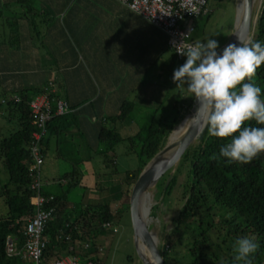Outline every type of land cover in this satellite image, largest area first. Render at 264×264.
<instances>
[{
	"label": "trees",
	"instance_id": "obj_1",
	"mask_svg": "<svg viewBox=\"0 0 264 264\" xmlns=\"http://www.w3.org/2000/svg\"><path fill=\"white\" fill-rule=\"evenodd\" d=\"M250 38L264 43V2L256 13ZM184 59L177 60L184 63ZM252 82L261 88V99H264V64L257 69ZM49 86L48 82L43 87L20 88L9 93L0 91V105L6 109L5 118L14 119L15 123L14 128L0 133V264L23 263L18 253L24 242L22 225L34 211L32 191L28 186V147L35 127L31 123L28 101L41 92L57 98ZM13 96L18 100H13ZM191 102L192 97L185 104L186 110ZM131 107L130 100L122 99L117 113L100 123L97 137L101 141L99 154L102 157L93 164L91 173L95 179L91 186L84 184L86 172L77 163H72L68 171L51 178V182L57 183L54 191L41 188L43 195H52L45 204V207L52 208V212L41 234L45 244L42 249L44 263L56 258L60 251L95 264L100 260L101 257L95 255L98 252L95 238L109 233L108 228L116 223L121 210L128 209V194L138 173L165 144L167 136L181 119L178 114L177 117L160 116L156 123L150 121L123 137L114 124L122 121ZM68 114L69 109L47 120L45 134L40 140L42 160L47 136L54 130L59 131V124L62 125ZM244 126L264 127L255 120L245 122ZM229 139L212 137L205 128L201 138L191 141L169 169L172 173L167 183L165 179L169 170L155 182L157 196L162 200L177 183L181 169L184 171V179L179 183L181 204L173 226L163 239L166 247L163 242L156 245L163 264H243V261L234 260L233 246L237 239L245 236L254 238L259 244L257 251L249 257L252 264H264V152L249 163H229L224 157L219 161L210 159L213 154H219L220 147ZM123 141L127 142V152L138 160L135 169L119 171L115 167L112 148ZM74 188L80 189L79 198L70 201L69 193ZM89 190L94 191L93 197L88 196ZM114 203L120 208L112 209ZM104 223L109 226L104 227ZM7 236L12 238L13 253L10 255L4 250ZM177 243L182 244L181 249L175 248Z\"/></svg>",
	"mask_w": 264,
	"mask_h": 264
},
{
	"label": "crops",
	"instance_id": "obj_2",
	"mask_svg": "<svg viewBox=\"0 0 264 264\" xmlns=\"http://www.w3.org/2000/svg\"><path fill=\"white\" fill-rule=\"evenodd\" d=\"M166 40L163 31L116 0H0V91L50 83V92L66 102L69 114L59 131L47 136L45 155L50 150L60 158L66 146L73 149V163L86 172L84 184L91 186L97 160L90 154L96 152L103 119L117 113L122 99L132 107L117 123L136 121L133 110L140 105H152L155 115L167 95L157 85L160 77L170 75L174 60ZM51 58L60 59L58 76ZM135 131L136 126L129 130ZM94 195L88 191L89 197ZM63 252L57 257L67 256Z\"/></svg>",
	"mask_w": 264,
	"mask_h": 264
},
{
	"label": "rangeland",
	"instance_id": "obj_3",
	"mask_svg": "<svg viewBox=\"0 0 264 264\" xmlns=\"http://www.w3.org/2000/svg\"><path fill=\"white\" fill-rule=\"evenodd\" d=\"M261 3L262 0H253L251 12L252 28L250 29V32L253 30L256 13ZM205 10L206 13H200L198 15L190 17L192 31L190 32L189 36L192 40L200 41L202 43H206L208 39L216 40L218 42V48L216 49L217 51L226 42L233 30L236 15V1L207 0L205 3ZM51 18L52 19L50 20V22L52 24V27H54V16H51ZM36 30L40 31V33L42 31L40 27H35L34 31ZM52 31L54 30L52 29ZM56 45L58 47L59 43H57ZM184 58L185 59L183 62L186 61V57ZM50 61L51 62L49 63H52L53 73L58 76L60 59L51 58ZM172 62L173 63L170 75L166 74L165 78L160 77V81L162 79L163 81L157 82L158 87H164V89H162L161 95L164 96L166 90H168V93L162 100V103L160 104V107L157 110L156 114H152L154 113V107H152V105H150L148 108L142 107L141 105L137 106L133 110V114L137 115L136 117H134L136 121L129 123L127 120H125L122 123L116 122L114 124L115 129H118L123 136L127 134L130 135V128H133L135 126L137 129L138 127H143L147 125L150 121L156 123L162 113L166 114L168 112H171V114L173 116L175 115L176 117L178 115H181V119L188 113V109L186 110L185 104L188 102L189 98H193V95L187 89V81L183 85L173 81L172 79L174 70L181 66L183 63H180L179 60L175 58ZM153 81L155 83V81L157 80L154 79ZM34 87L37 88V86ZM87 99L88 98H84L83 101ZM172 103L175 104V107L172 106ZM142 113H147V115H142ZM5 117L6 109L5 106L1 104L0 133H5L7 129L9 130L15 127L14 119L6 120ZM121 126L124 127L121 128ZM170 134L167 136L166 142ZM83 138L84 137L82 136L81 141L83 140ZM126 143V141H123L121 143L116 144L112 148V151H114L115 167L119 171L125 169H135L138 165L137 158L132 153L127 152L125 146ZM96 144V152L90 154L91 160L93 159V161L94 159L99 161V159H101L102 157L99 154V151L101 150V141L97 140ZM79 151H83V149ZM63 152L66 153L62 154L60 158H55L52 152H50V150H48V152L44 156L43 163L41 164L39 171L40 179L41 181H44L41 184V188L43 190L51 192L54 191L57 187V184H55V182H49L50 178L58 174L60 175L62 172L68 171L71 168L74 160L77 159V154L74 152L73 149L69 148L68 146L65 147ZM183 179L184 171L183 169H181L177 177V183L172 188L170 194H168L162 200L157 196L158 189L155 187V183L151 185L145 192L144 204L146 208L149 207L146 217V224L149 231L155 238L156 245H160L162 244V242L164 243V236L166 235L167 231L173 226V219L176 216L178 208L181 204L179 183L182 182ZM79 190V188H74L70 191V201H75L79 198ZM113 208L118 209L120 208V205L118 203H114L112 209ZM113 228L114 231L112 230ZM108 231H110L109 234H105L104 236L99 235L97 237V244H99V246L103 248L102 251H98L101 257V260H99V264H141L137 256L132 238L128 209L125 208L121 210L116 223L111 225L108 228ZM164 247H166L165 243ZM175 248L181 249L182 244H175Z\"/></svg>",
	"mask_w": 264,
	"mask_h": 264
},
{
	"label": "clouds",
	"instance_id": "obj_4",
	"mask_svg": "<svg viewBox=\"0 0 264 264\" xmlns=\"http://www.w3.org/2000/svg\"><path fill=\"white\" fill-rule=\"evenodd\" d=\"M188 11L195 14L198 8L192 6ZM238 39L239 46L230 43L221 54L213 39L184 44L177 52L186 56V61L174 70L172 79L183 85L187 81L188 91L199 102L201 126L207 128L208 134L230 138L210 159L219 161L224 157L229 163H249L264 152V127L244 126L250 120L264 125L261 88L252 82L264 64V43ZM258 248L254 238H239L233 246L234 260L252 264L249 257Z\"/></svg>",
	"mask_w": 264,
	"mask_h": 264
},
{
	"label": "built area",
	"instance_id": "obj_5",
	"mask_svg": "<svg viewBox=\"0 0 264 264\" xmlns=\"http://www.w3.org/2000/svg\"><path fill=\"white\" fill-rule=\"evenodd\" d=\"M126 6L130 11L141 16L150 24L157 27L166 34L167 46L172 51L176 59L185 57L177 52L184 44L195 43L190 38L192 25L190 17L205 13V3L207 0H116ZM264 2V0H262ZM192 6L198 8V12L192 14L188 11ZM183 21V22H181ZM202 43V42H201ZM17 101V97L13 96ZM29 115L35 130L31 132L29 141L30 163L28 171L30 176L29 189L32 191L31 202L34 207L32 214L25 218L22 225L24 242L19 250V255L23 262L28 264H95L91 260H80L76 256H62L50 259L44 263L42 259V249L44 241L41 237L43 226L49 219L52 208L45 207L52 195L41 193L40 166L42 164L41 137L45 134V124L54 115H61L68 111V106L64 100L51 98L47 92L34 95L28 101ZM109 226L108 223L103 224ZM114 230V228L112 229ZM5 253H13L12 238L7 236L4 246ZM101 250L100 247L97 248Z\"/></svg>",
	"mask_w": 264,
	"mask_h": 264
},
{
	"label": "water",
	"instance_id": "obj_6",
	"mask_svg": "<svg viewBox=\"0 0 264 264\" xmlns=\"http://www.w3.org/2000/svg\"><path fill=\"white\" fill-rule=\"evenodd\" d=\"M236 15L234 27L226 42L217 50L218 54L222 53L224 47L233 43L239 46V39L246 40L250 38V29L252 26L251 12L253 0H235ZM239 8V12H238ZM199 102L192 98L188 108L190 119L183 127L174 140L167 142L149 159L138 173L128 194V216L132 232V238L137 256L141 264H163L162 258L156 247L154 236L149 231L142 207V199L146 190L153 185L157 179L167 170L171 169L180 158L185 148L194 139H200L206 127L201 126L200 117L197 115ZM185 117V116H184ZM184 117L177 123V127ZM173 129L170 133H172ZM172 170H169L165 184L167 183ZM144 248V252L140 250Z\"/></svg>",
	"mask_w": 264,
	"mask_h": 264
},
{
	"label": "bare ground",
	"instance_id": "obj_7",
	"mask_svg": "<svg viewBox=\"0 0 264 264\" xmlns=\"http://www.w3.org/2000/svg\"><path fill=\"white\" fill-rule=\"evenodd\" d=\"M238 12H239V8H238ZM189 119H190V115L186 114L184 117V120L170 134L169 140H174L175 138H177V136L182 131L183 127L186 125V123L188 122ZM144 197H145V195L143 196V199H142V207L144 209L143 210L144 218L146 219L149 207H147V208L145 207ZM140 250L144 252V248L142 246H140Z\"/></svg>",
	"mask_w": 264,
	"mask_h": 264
}]
</instances>
